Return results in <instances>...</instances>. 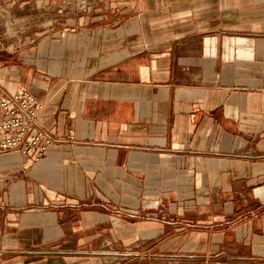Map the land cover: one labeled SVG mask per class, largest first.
Returning <instances> with one entry per match:
<instances>
[{"label": "crops", "instance_id": "obj_1", "mask_svg": "<svg viewBox=\"0 0 264 264\" xmlns=\"http://www.w3.org/2000/svg\"><path fill=\"white\" fill-rule=\"evenodd\" d=\"M12 2L56 142L0 155V264H264V0Z\"/></svg>", "mask_w": 264, "mask_h": 264}, {"label": "built area", "instance_id": "obj_2", "mask_svg": "<svg viewBox=\"0 0 264 264\" xmlns=\"http://www.w3.org/2000/svg\"><path fill=\"white\" fill-rule=\"evenodd\" d=\"M40 109L26 90L0 97V155L14 152L33 163L43 158L56 141L38 126Z\"/></svg>", "mask_w": 264, "mask_h": 264}, {"label": "rangeland", "instance_id": "obj_3", "mask_svg": "<svg viewBox=\"0 0 264 264\" xmlns=\"http://www.w3.org/2000/svg\"><path fill=\"white\" fill-rule=\"evenodd\" d=\"M14 1V3L19 1L20 7L23 3L31 0ZM65 1L69 3V0ZM12 3V0H0V56L22 46L26 38L33 35L37 30L36 25H33L35 24L33 21H36V19L29 23L25 22L21 20V15L17 12L11 13L7 9V7H11Z\"/></svg>", "mask_w": 264, "mask_h": 264}]
</instances>
